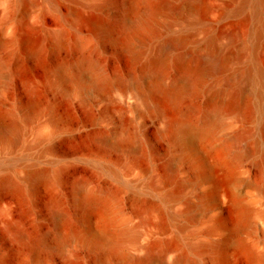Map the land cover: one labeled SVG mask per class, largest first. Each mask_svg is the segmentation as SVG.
<instances>
[{"label": "bare ground", "instance_id": "1", "mask_svg": "<svg viewBox=\"0 0 264 264\" xmlns=\"http://www.w3.org/2000/svg\"><path fill=\"white\" fill-rule=\"evenodd\" d=\"M166 6L162 11L157 0H0V83L13 78L24 61L34 58L45 63L48 84L71 81L82 91L85 101L89 99L88 92L94 90L106 96L117 95L124 102L127 88L134 85L145 109L159 108L164 112L171 104L174 111L163 116L159 132L172 136L179 145L178 158L194 170L192 178L181 182L183 186H195L208 177L190 144L199 137L214 136L237 125L227 133V150L235 161L243 156L253 157L257 177H247L246 184L255 185L263 193L264 0H169ZM62 52L72 53V57L57 58L49 65L48 60ZM104 55L127 56L137 65V73L123 76L117 70L108 72ZM170 67L175 74L167 81L165 71ZM22 85L28 101L16 110L20 114L18 123L4 126L0 113L1 151L17 150L22 139L21 124L33 122L40 112L36 81L27 77ZM44 126L48 134L37 138L47 140L43 153L52 155L51 139L63 126L57 115H51ZM113 134L111 131L95 135L94 140L104 147L130 142L129 133L123 134L121 141H113ZM165 169L169 177L174 176L172 164L167 163ZM110 172L117 175L116 171ZM37 180L58 186L60 169L29 170L23 191H32ZM8 183L16 184L18 180L12 175H0V186ZM73 190L77 214L64 211L57 198L48 204L56 218L55 235L43 232L39 238L34 237L9 211L0 218L3 230L39 247L49 241L60 246L76 239L99 249L97 264H153L156 258L158 264H166L163 258L169 253L172 255L167 264H201L200 253L218 247L213 241L189 242V252L173 253L178 246L176 235L171 239L155 238L143 247L142 254L132 255L125 240L129 236L137 239L138 228L104 226L98 238L82 224L88 206L97 204L107 214L114 211L118 193L106 186L92 188L85 178L75 179ZM164 196L174 199L178 193ZM212 205L211 193L206 192L196 203L188 200L181 214L195 221V210H206ZM141 212L137 207L136 213ZM212 228H221L220 222L214 220Z\"/></svg>", "mask_w": 264, "mask_h": 264}, {"label": "rangeland", "instance_id": "2", "mask_svg": "<svg viewBox=\"0 0 264 264\" xmlns=\"http://www.w3.org/2000/svg\"><path fill=\"white\" fill-rule=\"evenodd\" d=\"M157 1L165 11L169 0ZM71 57L72 53L62 52L51 57L48 63L52 65L57 58ZM102 60L108 72L117 70L123 76L137 73V65L125 55L117 58L104 55ZM45 72V63L31 58L24 61L13 78L0 83L4 126L18 123L20 114L16 110L28 101L22 85L24 78L36 81L40 108L33 122L21 124L22 139L17 150H0V175H12L18 180L16 184L0 186V218L4 211H9L34 237L39 238L43 232L53 236L56 218L48 205L50 200L57 198L64 211L77 214L73 182L85 178L92 188L106 186L116 191L119 199L117 208L110 214L97 204L85 209L82 224L94 237L102 235L104 226L125 225L130 229L136 227L139 232L137 239L129 236L125 240V247L132 255L142 254L143 247L155 238L171 239L178 235V246L173 253L189 252L186 246L189 242L218 243L216 249L207 248L200 253L201 264H264V192L246 184L247 177H257V168L252 156L235 161L233 153L227 150V133L238 128L237 125L214 136L199 137L190 144L208 177L195 186H183L181 182L192 178L194 170L187 161L178 158L179 145L172 136L159 132L163 116L174 111L171 104L164 112L159 108L145 109L134 85L127 88L128 97L124 102L117 95L106 96L94 90L88 92L89 99L85 101L75 83L50 85ZM165 74L164 79L168 81L175 69L170 67ZM51 115H57L63 126L51 139L52 155L43 153L47 140L37 138L39 134H48L44 124ZM111 131L115 132L113 141H121L123 134L129 133L130 142L125 146L104 147L94 140ZM1 146L0 141V149ZM167 163L175 168L173 177L167 175ZM39 167L59 168L61 183L56 186L37 180L32 191L26 194L23 191L25 175ZM174 192L178 198L164 196ZM206 192L212 196L210 208L195 210V221L181 214L188 200L196 203ZM137 207L142 209L140 214L136 213ZM214 220L220 222L221 228H212ZM98 253L99 249L76 239L60 246L49 241L39 247L33 241L16 239L0 223V264H97ZM171 255L164 256L163 262L169 263ZM158 263L156 258L153 264Z\"/></svg>", "mask_w": 264, "mask_h": 264}]
</instances>
